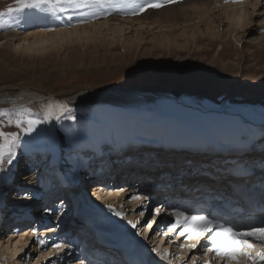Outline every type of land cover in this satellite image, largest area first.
<instances>
[{"label":"rangeland","instance_id":"obj_1","mask_svg":"<svg viewBox=\"0 0 264 264\" xmlns=\"http://www.w3.org/2000/svg\"><path fill=\"white\" fill-rule=\"evenodd\" d=\"M108 1L110 0H100L99 3H91L90 0H71V5L98 7ZM65 3L66 0H49L46 5L48 8L47 13L52 17L59 15L64 11L62 10V5ZM19 7L20 4L17 0H0V13L4 14L0 16V33L5 34L8 28L13 25L20 30L18 39H12L10 46L0 45V94L6 93L10 96H15L22 91H29L66 99L74 98L79 93H88L90 95V93L100 91L116 92L126 89L134 92L135 89H139L142 92L145 91L143 92L145 94H152L156 97L152 104H146L134 98L116 97L113 94L86 99L83 102L73 101L67 114L57 123L58 132H63L65 136L69 137L65 140L59 134L62 140L60 153L62 159L66 158L68 153V148L64 147L66 143L80 149L84 143L90 140H101L104 148L108 151L105 150L102 155L95 158L90 157L88 163L91 162L96 165L105 159L106 163H108L109 157L114 154L108 148L110 145L108 134L112 126L119 130L120 139L131 142L127 148L123 145L118 147L119 155L125 156L129 151L138 149L145 151L155 150L163 154L175 153L173 147L176 148L177 145H180L179 143H188L190 138L193 137L188 130L191 127L190 125L193 124L191 122L193 116L203 115L206 112L219 118L217 120L219 126L229 113L243 117L244 124L240 127L244 131L240 132L243 135L242 137H248V130H251V133L259 131L255 126L264 124V44L262 43L261 34L257 32L259 27L264 26L263 0L255 10L248 32L239 31L231 34L230 28H228L222 18V23L219 22L218 24L220 32L217 40L210 38V36L199 35L202 43L198 46L193 44V42L187 44L186 40L182 38L176 39V42L172 44V48L169 49L167 45L160 43L159 37L151 39V36H147L146 41L141 43L139 47L136 44L133 45L132 40H129L127 44L111 41L112 43L102 42L96 47L92 46L86 49L78 48L77 46H66L49 50L42 54H31L17 50L14 47L19 44L22 36L35 30L34 26L37 24L34 25L32 23V25H29L27 22L29 18L34 17V14L36 16L39 15L27 9L25 10L27 15L15 11L8 13L9 8L17 9ZM19 18L22 23H17ZM23 22L25 26H23ZM227 31L230 33L226 40L222 41L223 34ZM127 36L130 37L131 35L128 34ZM158 95H164L167 99H159ZM173 98H177L185 105L177 104ZM36 104H34L35 106L26 107L0 105V132L14 134V137H7V139L27 140V143L23 144L22 147L13 148L14 152L23 151L28 157V159L22 158L20 160L16 169V178L24 180L25 177L30 176L33 178L32 180L35 179L36 182L43 184L45 180L43 179V173L38 174V171H42V167L48 164L52 157L48 144V134H45L43 139H36L35 134L31 137L25 136L30 120L38 119L42 121V124L35 125L41 131L47 128L48 120L43 113L44 109L39 102ZM70 115H75L77 121L74 122L67 119ZM238 119L236 122L242 121L240 118ZM17 121H21L23 126L18 127ZM172 124L176 135L170 138L173 135ZM78 126L82 129V132L80 137L74 141L68 133V128H76ZM230 132L232 131H225L221 134ZM212 134L214 136L221 135L214 132L208 137ZM259 139L261 148L255 147L253 140L244 142L245 139L242 138L238 142L229 143L221 150L212 151L214 153L208 151L204 155L199 153L195 155L199 157L206 155V157H212V154L226 155V152L232 151L231 148L235 151H242L243 148L241 147L246 143H251L253 144L252 149H255L254 153L247 156L248 160L241 157L242 160L239 159V161L251 168L252 175L255 174L254 171L264 174V132H262V136ZM162 140L164 145L160 144L158 147H150L148 145L154 142H161ZM212 141L213 139L208 140V143L210 144ZM0 143H3L2 139H0ZM186 150L184 151L182 148L177 153L188 154V149L186 148ZM77 153L79 152L73 153L72 158L70 160L66 159V161L73 165L77 159L75 157ZM221 157L228 160L234 159L230 155H226V158ZM126 160V162H130L128 161L129 159ZM143 162L145 166H150L147 162ZM208 162L213 163L210 160ZM120 163H122V160ZM183 164L190 165V163ZM230 164V168L234 167V164ZM202 167L205 169L209 165L201 164L199 166L201 168L200 171H202ZM196 168H191L190 177L193 176V171ZM200 171H196L197 173L195 174V177L199 174L200 180L196 177L195 181H190L191 185L189 186L181 184L182 190H186L187 187H190V189L208 190L210 188L213 190V186H206L216 185L217 189L214 190H220L221 192L218 187L225 186L226 182H213L212 180L215 179L213 175L207 172L204 173V176ZM228 172L231 173V171ZM258 172H256L257 175L253 176H264L258 175ZM225 173L228 174L227 172ZM176 174H174L175 178L181 179L182 175H186V172L182 174L177 172ZM167 176L170 178L169 174H163L159 180ZM56 177L57 175H52L54 181ZM210 182L212 183L210 184ZM22 183V185L20 184V188L24 187L22 190L19 189V185L15 186V183L0 186V192L3 193V196L0 197V206L3 201L10 204L11 200L9 199L16 196L17 189L20 192L27 190H24L27 182L23 181ZM14 186L15 188H13ZM74 186L75 182L66 191L74 190ZM90 198L91 207L95 196L93 195ZM60 201L57 197L52 204H59ZM155 205L156 203L152 204L149 210ZM10 207H12L10 213H16L19 210L15 208L16 206L11 205ZM144 219L146 221L148 217L146 216ZM145 221L142 219V224H140L143 225ZM80 226L87 228L86 224L83 223H80ZM75 227L77 228V226ZM144 229L148 230V232L143 234L142 239L146 238V235H153L155 232L151 233L152 229H147L146 227ZM9 232H11V229H6L2 233L4 242L8 240ZM86 233H88L87 230ZM74 235V232H64L58 236V241L60 239L62 241L60 243H63V241L75 237ZM159 239L156 238V242L153 241L152 249L161 250L160 247L163 244H161ZM58 241L56 240L55 242L57 243ZM70 241L73 242V240ZM55 242L51 240L48 248H52L51 245ZM65 251H67L66 247ZM7 254L8 252H6ZM37 256L39 255L36 254L29 258L32 262L30 264H35ZM72 260H75V257ZM184 261H187V259H184Z\"/></svg>","mask_w":264,"mask_h":264},{"label":"bare ground","instance_id":"obj_2","mask_svg":"<svg viewBox=\"0 0 264 264\" xmlns=\"http://www.w3.org/2000/svg\"><path fill=\"white\" fill-rule=\"evenodd\" d=\"M149 2L150 0H110L105 4H100L98 7H80L72 4L67 11H63L54 17L48 13L39 14L38 16L34 14V17L32 16V18H29L27 24H37L34 26L35 30L27 32L21 39L19 38V44L14 47L17 50H22L23 52L31 54H42L49 50H55L66 46H77L78 48L86 49L92 46L96 47L102 42L112 43L111 41L127 44L129 40H132V44H136V46L139 47L141 43L146 41L147 36H151V39L159 37L160 43L162 45H167L169 49L172 48V44L176 42V39L182 38L186 40L187 44L193 42V44H197L196 46H198L202 43L199 35L210 36V38L217 40L220 32V26L218 24L219 22L222 23V18L225 20L228 28H230L231 34L239 31L248 32L249 26L252 24V17L255 10L259 7L260 3H262V0H242V2L239 3L232 2V0H229L228 3H225V0H176V3L167 4L160 9H149L145 12H140L139 10ZM69 14H71V26H69L68 23ZM17 23H22L20 18ZM23 26H25V24ZM50 26L55 27V30H44ZM230 32H225L221 40H226ZM257 32L261 34L263 39L262 43L264 44V26L259 27ZM19 33L20 30L17 26H10L5 34L0 33V45H9L12 39L20 35ZM128 34L131 36L128 37ZM109 38L110 40H108ZM122 92H124V98H134L146 104H152L155 101L154 99H156V97H154L155 95L145 94L143 93L145 91L142 92V90L139 89H135L134 92L125 89ZM128 93H133L134 96L127 95ZM87 95L88 93H82L71 99L80 102L81 99L85 98ZM118 95L122 96V94ZM118 95L115 96L118 97ZM158 97L159 99H167L164 95H158ZM38 102L44 109L43 113L48 120L47 128H51L52 130L51 135H48V144L52 157L49 163L42 167V171H38V174L43 173V179H45L43 184L38 181L36 182L35 179L32 180L33 178L30 176L25 177L24 180L16 178L14 182L15 186L19 185V189L21 190L24 187L22 186L20 188V184L23 181L27 182L24 190L27 189L26 191H29L30 195L20 196L16 194L14 198L10 197V204L3 201L0 206V264H30L31 261L29 258H32L36 254L39 256H37V258L35 257V264H56L58 258L64 256L65 250L62 251L54 247L49 249V243L51 240L52 242L58 241V236L64 232H74L75 237L70 239L73 240V244L76 243L78 237L89 239L85 231L88 229L85 227H82V229L80 228V223L86 224L85 220L90 222V226L96 236L105 239H111L108 229H125V227H122L124 221L125 225L126 221L129 220L133 223L139 222L137 227H140L142 219L145 221L144 218L146 217H140L138 214L143 202L136 200L129 202L128 199L130 196L135 195V192H109L98 187V185H105L112 188H120L126 185L135 186L136 189H139L143 193H147L150 197L152 194L160 192L159 188L156 189V192L153 191V188L165 186L166 192L159 193L160 195L156 197V200L148 203V209H150V205L154 203L165 204V197L173 195L191 196L189 191L190 187H187L186 190H182L181 184L183 186L190 185L192 177H190V173L186 170L198 167V163L199 166L201 164L209 165V167L202 169L203 173H216L220 171V175L213 174V177H221V180L225 176H228V174L222 172L224 171L225 165L228 166V171H231V174L235 171H243V173L252 174L251 168H248L242 161L238 160L234 164V167L230 168L231 164L220 156L215 157L214 160L212 158L213 156L206 157V155L199 157L195 154L205 148H209V146H211L210 152H216L225 148L229 143L238 142L242 138L245 139L244 142L246 140H253L254 146L261 148L259 138L262 136V132H264V124L257 125L255 128L259 131L251 133L252 131L248 130V137H242L243 135L240 132L244 131H242L240 127L244 124L242 120L243 117L229 113L228 116L225 117L226 119L223 120L224 122L219 126L217 124L219 118L206 112L203 115L193 116L191 121L193 124H191L190 129H188L190 135L193 137L190 138L188 143L183 142V145L190 147L193 152L187 148L188 154L177 153V151L184 147L177 145L176 148H174L175 153L170 152L168 154H163L155 150L145 151L143 149H138L129 151L123 156L122 154L119 155L118 147L123 145L127 148L131 142L120 139L119 130L115 126H112L108 134L110 143L108 148L114 154L109 157L108 163H106V159L102 162L100 161V163L96 165L91 162L88 163L90 157L95 158L100 156L102 152L107 150L104 148L101 140H90L84 143L81 148L79 147L80 149H88V151L84 154L77 153V156L75 155L77 159L75 163L71 165L66 161L65 157V159H62V155L60 154L62 150V140L57 126V123H59L58 121L62 119L66 110H68L69 102L66 99H59L54 96H46L29 91H22L15 96H10L6 93L0 94V105L15 106L13 105L14 103L24 105L30 103L38 104ZM178 102L183 104L180 100ZM238 118L242 121L236 122L239 120ZM173 126L172 124L171 128L173 135L170 138L176 135ZM225 131L232 132L221 134ZM214 132L221 135L214 136V134H212L208 137ZM211 139H213V141L209 144L208 140ZM229 140L231 141L229 142ZM231 149L233 154L235 150L233 148ZM236 151L240 152L239 150ZM205 154L207 153L205 152ZM157 158L159 159L157 160ZM126 159H129L128 161L130 162H126ZM121 160L122 163H120ZM209 160L213 163H209ZM143 161L147 162L150 166H145ZM159 161H163L164 163H159ZM183 163H190V165L187 166ZM70 165L72 166L71 168L69 167ZM22 171H24V169H22ZM177 172H186L188 174L178 179L174 176V174L177 175ZM254 172L255 174L253 175H257L256 172L258 171ZM53 174L55 176L57 175L55 181L52 179ZM163 174H170V178L167 176L159 180L160 176ZM258 175L264 174L258 172ZM197 177L200 180L199 174H197ZM201 179L203 180V178ZM74 182V190H69V192H67L66 190L69 189L70 185H74ZM15 186L13 188H15ZM206 187H210V185ZM201 191L206 192L211 191V189H202ZM227 191V188L221 189V193H227ZM93 195L95 198H93V204H91L90 207V197H93ZM57 197L63 201V205L60 203L52 204L53 200L57 199ZM11 205L16 206L15 208L19 210L17 209L18 211H16V213H10L12 208L10 207ZM109 205L115 210L125 213V220L117 222L115 217L108 216L106 209ZM47 208H53L54 211L49 214L45 211ZM62 208L64 209L62 210ZM66 209L69 211V214L65 212ZM72 209H76V217L81 215L84 219L81 221H78L77 218L70 219ZM8 213H10L9 216H7ZM76 224L77 228H73ZM158 226L159 224L157 223L153 224L151 233L156 231ZM6 229H11V232L8 234V240L4 242L2 233H4ZM17 229H19V234L12 235V232ZM74 229L76 230L74 231ZM127 229H130V227H127ZM142 231L143 234L148 232V230L144 228ZM88 233L91 234L90 231ZM84 234L85 238L83 236ZM127 234L132 235L129 231ZM149 235L150 236L146 235L144 239H142L143 235L136 236L135 240L147 242L148 248L152 249L151 246L154 243L152 244L151 242H156V238H160V235ZM149 237H151V239H149ZM60 242L62 241L59 239L57 243ZM88 242L91 243L90 241ZM179 243L180 242L176 240L170 242V238H167L165 241L161 240V244L163 245H161L160 251L156 249V253L163 255L168 252L170 260L177 264H189L187 257L190 256H188V254L183 252L178 253L170 249L179 248L177 246ZM6 252H8L7 255ZM160 255L156 254L158 258ZM178 257L182 259H178ZM73 258L74 256L65 257L63 260L59 261V264H66L68 259ZM184 259H187V261H184ZM75 264H80V262L75 261Z\"/></svg>","mask_w":264,"mask_h":264},{"label":"snow or ice","instance_id":"obj_3","mask_svg":"<svg viewBox=\"0 0 264 264\" xmlns=\"http://www.w3.org/2000/svg\"><path fill=\"white\" fill-rule=\"evenodd\" d=\"M20 4V7L17 9H8V13L13 11L17 13H25V10H32L36 14H44L48 12L46 5L49 3V0H17ZM91 3H99L100 0H90ZM229 0H225V3H228ZM232 2L239 3L242 0H232ZM176 0H150L149 3L145 4L139 11L145 12L149 9H160L167 4H174ZM71 6V0H66V3L62 5V10L67 11ZM135 14V13H134ZM4 15L0 13V16ZM69 26H71V14H69L68 20ZM44 30H55V27H48ZM67 119L74 122L77 121L75 115H70ZM11 123V121H9ZM28 131L25 133L26 137H31L35 134L36 139H43L45 134L51 135V128L41 129L35 127V125L42 124L43 122L38 119L30 120ZM17 126L22 127L23 124L21 121H17ZM82 129L78 126L76 128H68V133L75 141L76 138L80 137ZM61 136L67 140L69 137L65 136L63 132L59 133ZM7 137H14L12 133L0 132V139L3 140V143H0V186L11 185L15 182L16 179V169L18 168L19 162L22 158L28 159L23 151L14 152V147H22L23 144L27 143V140L20 141L17 138L7 139ZM64 147L68 148V153L66 159H71L73 153L79 152L84 154L88 149H77L73 145L65 144ZM5 153H7L5 155ZM205 154V153H201ZM159 158H157L158 160ZM159 163H164L159 161ZM30 166V165H29ZM72 167L71 165L69 166ZM35 170V169H32ZM224 171L228 173L229 176H232L228 172V166H224ZM220 175V173H210V175ZM235 180H244V177H232ZM105 191L109 192H121V191H134L135 195L130 196L129 202L132 200L142 201L141 210L139 211L140 217L147 216L148 219L143 225L137 227L139 222L133 223L132 221H127L126 225L122 227H130L132 229V236L143 235V228L152 229L153 223H156L155 218L161 217L162 210L174 217V219L168 221L163 229L157 228L153 233L154 235L168 236L169 233H174L170 237V242L174 241L177 236L184 237L183 242L179 243L177 246L182 250H186L191 253V256L188 257L189 264H196V261L202 260L203 264H264V224L261 225H245L243 227H236L229 225L222 220H218L208 214L193 213L191 211H185L182 209H168L164 204H156L151 210L148 209V203L151 202V197L147 193L141 192L139 189H136L135 186H124L120 188H112L105 185H98ZM17 195L28 196L30 192H17ZM227 195V194H226ZM3 196V193L0 192V197ZM242 198V197H241ZM60 204L63 205V201H60ZM46 212L51 214L54 209L47 208ZM107 214L110 217L117 218V222L125 220V213L115 210L111 205L107 206ZM54 230V229H49ZM19 234V229L12 232V235ZM193 237H196L197 240H193ZM151 239V237H149ZM189 241H192L189 243ZM136 244H141L139 240L135 241ZM56 249L65 250L67 246V251H64V256L59 257L56 261V264H59L60 260H63L65 257H75V261H79L80 264H84L87 261V264H91V261L88 260L87 256L76 255L73 251L77 246L74 245L70 240H65L63 243H54L51 245ZM150 251L156 252V249H151ZM160 255L159 253H157ZM168 256L160 255V260H167ZM178 259H182L179 258ZM75 261L68 259L66 264H75ZM159 264V262H158Z\"/></svg>","mask_w":264,"mask_h":264},{"label":"water","instance_id":"obj_4","mask_svg":"<svg viewBox=\"0 0 264 264\" xmlns=\"http://www.w3.org/2000/svg\"><path fill=\"white\" fill-rule=\"evenodd\" d=\"M124 92H122V91H116V92H105V91H100V93L99 92H93V93H90V95H87L85 98H88V99H90V98H95V97H99V96H103V95H106V94H113V95H118V94H122V96H124V94H123ZM79 94H81V93H79ZM127 95H133L134 96V94L133 93H128ZM118 96H120V95H118ZM85 98H83V99H81V101L80 102H82V101H84V100H86ZM66 100L69 102V105L74 101V100H72L71 98H66ZM174 101L177 103V104H179V105H184V103L183 104H180L178 101L179 100H177V99H175L174 98ZM75 102H77V101H75ZM13 105H15V106H22V107H26V106H32V105H34V103H30V104H13ZM149 247V246H148ZM150 249V248H149ZM151 250V249H150Z\"/></svg>","mask_w":264,"mask_h":264}]
</instances>
